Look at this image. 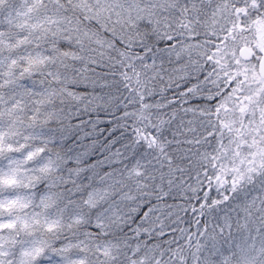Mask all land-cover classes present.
<instances>
[{
	"label": "snow or ice",
	"instance_id": "1",
	"mask_svg": "<svg viewBox=\"0 0 264 264\" xmlns=\"http://www.w3.org/2000/svg\"><path fill=\"white\" fill-rule=\"evenodd\" d=\"M0 264H264V0H0Z\"/></svg>",
	"mask_w": 264,
	"mask_h": 264
}]
</instances>
